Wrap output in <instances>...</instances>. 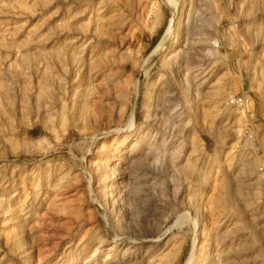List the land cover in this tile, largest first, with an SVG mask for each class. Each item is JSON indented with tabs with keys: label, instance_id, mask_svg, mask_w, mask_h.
<instances>
[{
	"label": "rangeland",
	"instance_id": "374dc122",
	"mask_svg": "<svg viewBox=\"0 0 264 264\" xmlns=\"http://www.w3.org/2000/svg\"><path fill=\"white\" fill-rule=\"evenodd\" d=\"M260 166L264 0H0V264H264Z\"/></svg>",
	"mask_w": 264,
	"mask_h": 264
},
{
	"label": "built area",
	"instance_id": "2783aa9c",
	"mask_svg": "<svg viewBox=\"0 0 264 264\" xmlns=\"http://www.w3.org/2000/svg\"><path fill=\"white\" fill-rule=\"evenodd\" d=\"M249 104H253V97L246 90L240 92L239 94L234 93L227 96V105L231 108L243 110ZM242 135L246 139L255 140V133L250 121L246 122L244 125L242 129ZM258 169L264 174V166H260Z\"/></svg>",
	"mask_w": 264,
	"mask_h": 264
},
{
	"label": "bare ground",
	"instance_id": "6f19581e",
	"mask_svg": "<svg viewBox=\"0 0 264 264\" xmlns=\"http://www.w3.org/2000/svg\"><path fill=\"white\" fill-rule=\"evenodd\" d=\"M186 12V11H185ZM188 14H189V12H187L186 14H185V17H184V20L182 19V21H184L183 23L185 24V25H188V23H189V16H188ZM180 17H178L177 18V21H176V25H179V23H180ZM186 34V31L184 32V35ZM173 36H174V38L175 39H173V40H175L174 41V43H177L178 42V40H179V38H180V35H179V33H178V30L177 29H175V31H174V33H173ZM184 37V36H183ZM161 45L162 44H160L159 46H158V48H157V50L161 47ZM174 51V50H173ZM176 51V50H175ZM175 53V52H174ZM174 53L172 52H170V55H169V53H168V55L167 56H172V55H174ZM184 76V75H183ZM184 78L185 77H182V79H181V83H184ZM187 93L189 92V90L186 88V90H185ZM130 123H131V120H130ZM130 125V124H129ZM128 125V126H129ZM122 183V182H121ZM122 188V187H121ZM109 195V194H108ZM112 202V201H111Z\"/></svg>",
	"mask_w": 264,
	"mask_h": 264
}]
</instances>
